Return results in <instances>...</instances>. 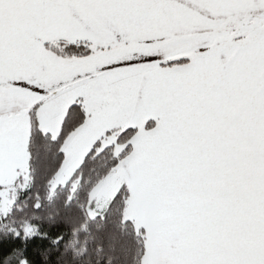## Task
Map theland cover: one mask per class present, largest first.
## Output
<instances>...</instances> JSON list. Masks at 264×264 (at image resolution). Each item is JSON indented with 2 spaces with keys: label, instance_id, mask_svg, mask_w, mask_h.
Returning a JSON list of instances; mask_svg holds the SVG:
<instances>
[{
  "label": "snow or ice",
  "instance_id": "6c2138e0",
  "mask_svg": "<svg viewBox=\"0 0 264 264\" xmlns=\"http://www.w3.org/2000/svg\"><path fill=\"white\" fill-rule=\"evenodd\" d=\"M77 221L264 264V0H0V264H62Z\"/></svg>",
  "mask_w": 264,
  "mask_h": 264
},
{
  "label": "trees",
  "instance_id": "16d2710c",
  "mask_svg": "<svg viewBox=\"0 0 264 264\" xmlns=\"http://www.w3.org/2000/svg\"><path fill=\"white\" fill-rule=\"evenodd\" d=\"M36 164L39 161H35ZM85 176L89 175L86 166ZM78 231L69 236V246L63 253L62 264H133L132 254H127L119 239H109L106 229L98 224L74 225ZM0 239H7L0 231ZM74 241V243H73ZM83 253L77 255V253ZM139 254H137V259Z\"/></svg>",
  "mask_w": 264,
  "mask_h": 264
},
{
  "label": "crops",
  "instance_id": "0c3cea01",
  "mask_svg": "<svg viewBox=\"0 0 264 264\" xmlns=\"http://www.w3.org/2000/svg\"><path fill=\"white\" fill-rule=\"evenodd\" d=\"M173 243H175V241L172 240V239H169V240L165 241V249H164L165 252H167V251L170 250V249L168 248V245L173 244Z\"/></svg>",
  "mask_w": 264,
  "mask_h": 264
}]
</instances>
